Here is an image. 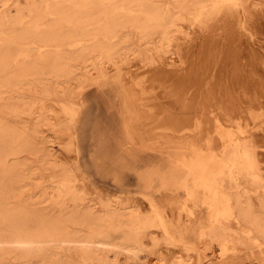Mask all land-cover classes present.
<instances>
[{
	"label": "bare ground",
	"instance_id": "1",
	"mask_svg": "<svg viewBox=\"0 0 264 264\" xmlns=\"http://www.w3.org/2000/svg\"><path fill=\"white\" fill-rule=\"evenodd\" d=\"M191 1L193 2L195 15L208 17L212 14V8L223 5L229 0ZM235 1L233 0V2ZM41 4L32 6L34 8L29 9L27 12H21L17 21L10 15H0V35H2L0 40V163H2L3 170V175L0 178V257L6 253L20 259L19 262L26 263L28 261L29 263L32 258L36 257L37 260L35 261L40 264H54L61 261L56 258V255L60 254V249L63 247L78 254L84 262L98 261L101 264L112 262L115 264H192L190 251L193 249V245L187 238L197 226L211 229V233H213L214 224L219 223L222 216H232L236 217L238 227L242 230L245 228L247 236L248 234H264V200L261 199L257 202L258 208H256V211L251 209L249 204L246 208L242 207L234 210L232 199L227 194L229 190H237L239 185L245 183L247 179L250 181L264 180V127L263 129L251 131L242 128L235 132L215 122L212 131H210L215 134L218 141V144L214 145L213 140L215 138L212 139L211 134L202 131L201 128L203 118L204 122H211L212 119L211 121L208 120L210 116L204 117L208 114L204 115L201 112L202 109L200 110L201 106L208 102V96L206 98L204 96L206 94H203V98L199 94L205 91H203L204 88L199 91L204 86H200V81L199 85L192 86L194 90L190 95L187 92L185 101L179 104L177 108L182 112L192 106L194 115L191 116L192 119L189 120L188 126H192L193 118L198 117L197 119H202L199 122L201 131L198 130L195 123L194 128L191 129L193 130L192 136L195 138L192 137V141L188 145L175 144L170 146V149L164 152L165 166L152 165L134 172L132 177L135 178V182L133 184L127 181L128 178L123 180L122 177H117L110 168L102 170L103 174L112 175L113 181H119L118 187L123 189L127 195H114L97 187L88 188L74 164L68 168V165L55 160L56 155L51 150L49 143L56 142L65 150H69L74 143L71 137H67L66 132V128H69V125L75 121L76 108L74 102L70 100L66 103H60L59 112L53 113L52 107L55 104L47 102V99H39L40 102L34 114L29 116L26 112L29 114L32 102L24 101L22 97L18 96L4 99L3 93L14 88L30 90L32 89V77L42 79L47 74L55 78L63 76L66 83L75 78L80 87L82 83L91 80L85 74L76 77L73 62L78 61L85 64L87 61H93L94 64H97L98 74L104 73V64L113 61L112 58L118 53L122 41L126 40L128 35L125 33L118 34L119 31L128 28L132 29L141 39L158 37L160 41L162 39L169 41L177 37L171 35L170 31L172 29L181 30L179 27L173 28V26L183 23L187 17L183 15V12H173L169 7H164L152 0H41ZM114 7H119V9L113 10ZM128 7H131V9L128 10ZM237 8L240 11V8ZM248 12L247 10L244 13ZM239 14H241V11ZM227 15H230V13ZM246 15L243 14L244 19ZM44 17H52V23L41 26V19ZM24 22L27 24L22 27ZM247 22L248 20H246ZM4 24L6 27H4ZM16 24H20L21 27H17ZM182 26L184 27L185 24ZM195 26L197 27V25ZM195 30L197 29L195 28ZM151 32L152 35L149 37ZM190 32L192 31L190 30L188 33ZM211 32L210 29L204 30L205 34L201 35L205 39L204 42L213 37L210 36ZM201 36L196 33V36L192 35L190 37L197 40ZM190 37L187 38L190 39ZM27 39L32 40L31 43L26 42ZM256 40L254 44L257 43ZM198 42L204 47L202 51H197L201 47L196 49L195 43L193 44L191 41L187 43L186 41L184 44L183 42L177 44V47L179 46V49H181L177 53L182 52L184 55L186 52L188 56H191L197 52L196 55H199L197 57L208 54L207 56L213 61L210 55L215 50H213L214 45L202 43V41H197V44ZM165 44H169V42ZM30 45L38 47L35 54L29 52L28 47ZM75 45H77V48L70 52L61 50V48H52L53 46ZM158 45L162 46L164 42H159ZM257 45H259L258 48L255 47ZM257 45L250 46L249 43H246L241 48V45L238 46L237 43L238 48L241 49L235 52L230 50L229 46L225 47L226 54L225 50L223 53L226 57L222 56L219 59L220 63L215 65L216 79L219 80L218 82L215 81V86L214 82L210 83L214 87L208 85V91L213 88L216 89V92H210L222 94L221 96L218 95L216 100L217 103L218 101L221 102V108H224V111L225 109L231 110V112L240 111L247 107H245L247 103L250 104L248 105L250 107L251 105H257V102L260 101L259 97L262 98L260 103L264 104V96L262 95L264 94V67L257 64L263 56V53L261 54L258 49L263 46L259 43ZM14 47H21L22 49L15 53L13 51ZM176 49L178 51V48ZM174 52L176 53V51ZM217 52L218 50L215 51V53ZM241 52L244 55H254V57L246 58L248 61H242L239 57H231L240 56ZM175 53L173 55L177 54ZM215 53L212 55H215ZM10 55L13 56L10 57ZM178 56L180 57V55ZM187 59L190 62L185 65ZM187 59L184 60L183 58L182 60L185 63L183 66H178V68L173 67V65L167 66L169 64L167 62L161 64V67L174 69L178 72L177 74L182 75L200 70L201 63V66L197 65L196 68V63L193 61L195 63L193 65L192 60ZM203 60L201 59V62ZM206 61L205 64L209 63L208 59ZM112 64L115 63L112 62ZM211 64L209 63L210 69ZM209 65L207 64V66ZM155 68L148 69V71L155 70ZM116 69V72L113 73L114 80L121 85V67L119 66ZM260 70H263L261 77L256 73ZM201 71L203 74L207 73L205 69L204 72ZM208 73L210 74V71ZM215 73L213 76H215ZM107 77L99 76L98 79H93L97 83V89L101 90V85L105 83ZM193 79L195 81V78ZM57 82L58 86L61 87L59 84L61 82ZM133 82L135 88L138 84L135 80ZM190 87L187 86L188 89ZM61 88L63 91L64 87ZM187 88L182 89V94H185ZM176 95H179V93ZM210 95L214 97L212 93ZM117 96L119 99L121 98L123 107L120 116L125 136L130 138V129L141 139L135 126L141 116L140 111L143 110L138 104L140 95H137L131 88L127 89L125 87ZM222 96L223 99H221ZM213 97L211 102H213ZM176 98L175 96L173 98L175 102H177ZM204 99L207 100L206 103ZM222 100H225L226 108L223 106ZM172 101L174 100L171 99L170 102ZM200 102L201 106L199 105ZM242 103H246L244 108L240 107V105H243ZM218 108L221 110L220 107ZM251 109L253 110L252 107ZM212 110L214 112L215 108ZM197 111L200 115L196 114ZM60 112L64 117H68L70 122L66 128L61 125ZM217 113L219 112L217 111ZM239 113L241 112H238L237 115ZM228 114H230L229 111ZM219 115L222 116L221 113ZM240 116L242 117V115ZM184 117L179 118L182 127L176 131L178 135L186 131L181 130L184 128ZM222 117L224 118V116ZM231 117L233 116L231 115ZM245 118L244 120L248 121ZM50 119H53V121H50ZM93 124L98 125L97 122ZM208 124L210 123H207V126ZM240 125V122L236 121L235 126L239 127ZM45 130L48 131L47 135L42 134ZM92 131L97 134V142L107 144L102 148L101 154L90 155L91 164L98 169L101 167V160L111 156L112 146L107 142V137L104 138L105 128H98L97 126V129ZM237 135H239V138H237ZM89 150L91 148H88ZM75 151L77 152V149ZM21 152L37 157L43 164L49 163L51 167H60L61 174L53 182L52 188L48 190L47 187H42V192L37 195V198H33L34 200L29 197L12 206L8 205L6 200L19 196L21 194L19 190L20 183L23 177L31 175V171L23 169V166L27 164L26 161L14 158ZM9 155L12 156L11 159L7 158ZM43 178L40 183L46 180V177L43 176ZM172 200L177 202V219L171 216V207L174 205ZM37 201H49L51 207H48V205L41 208L37 207L35 205ZM70 201H73L71 205L68 204ZM141 206L146 209L147 219H141L140 217V214L145 210ZM184 216L187 218L188 225H184L182 222ZM154 227L161 230L160 235H157V233L156 235H148L146 238L142 235L143 232L153 234L156 232L153 230ZM21 238L26 240H21ZM143 238H149V240L146 241ZM43 239L52 240V242L58 240L57 250H52V242L44 243ZM207 245H209V249L215 245L216 247H214L219 252L216 250L218 254L207 258V260L220 258L221 247L219 243L210 241ZM171 248H176L178 251H173ZM201 248L203 250L204 247ZM209 249L207 250L209 251ZM207 250L205 248V251ZM179 251L184 253L181 252L182 254H180ZM196 264H200L198 258Z\"/></svg>",
	"mask_w": 264,
	"mask_h": 264
},
{
	"label": "rangeland",
	"instance_id": "2",
	"mask_svg": "<svg viewBox=\"0 0 264 264\" xmlns=\"http://www.w3.org/2000/svg\"><path fill=\"white\" fill-rule=\"evenodd\" d=\"M152 1L162 4L164 7H169L173 12L174 11L183 12L184 13L183 15L187 17V19L183 21V23L181 24L179 23L173 26V28L179 27L181 30L182 29L184 30L181 31L178 29H172L170 31L173 37L177 36L178 38L176 37V39L173 38L169 41H166L164 39L160 41L158 37L153 39L150 38L141 39L136 35V33L132 29L125 28L122 31H119L118 34H124V33L128 34L126 36V40L122 41L118 53L112 58L113 61L104 64L105 67L104 73L98 74L96 69L97 64H94L93 61H89V62L87 61L85 64H82L78 61L73 62V67L75 69V73H74L75 76L77 77L81 74H85L87 78L91 80L89 82L86 81L82 83L80 87L78 82L75 81L76 80L75 78L70 79L66 83L65 79H63V76L55 78L52 75L47 74L42 79H37L32 77L31 78L32 89L30 90L26 88H14L3 93L4 99L8 97L18 96V97H22L24 101L30 103L32 102V105L29 109V114L28 112H26L27 115L29 116H32V114H34V111L36 110L38 103L40 102V100L43 99L44 100L47 99V102H52L55 104L52 107L53 113L59 112L58 108L60 103L62 102L66 103L67 101L70 100L74 102L76 113L74 115L75 121L73 123L70 124V122L68 121V117H64L62 112L59 113V115H61L60 117L61 125H63V127L66 128V126L70 124L69 128H66L67 137L68 138L71 137L74 143L69 150L63 149V147L59 146L56 142L49 143V145H51V150L53 151L54 155H56L55 160L57 162L60 163L63 162L65 165H68L69 166L68 168H70V165L74 164L76 166L75 168L79 171V174L82 176V179L85 182L86 186H88V188L97 187L99 189H104L110 193H113L114 195L125 196L127 194L124 192L123 189H120L118 187L119 181H113L112 179L113 177H111L112 175H105L103 174L102 170L110 168L115 172L117 177H122L123 180H125V178H128L127 181L133 184L135 182V178L132 177L134 175L133 174L134 172L143 170L144 168L150 167L152 165L165 166V159L163 156L165 154L164 152L170 149V146L175 144H180L181 146L188 145V143L192 141V137L195 138L194 136H192L193 130H191L194 128L195 123L197 125L198 130L201 131L202 128V131L204 130L208 132V134H211L212 139L216 137L213 132H210L212 131L215 122H218L223 127L235 132L241 130L242 128L251 131L254 129H263L264 127L263 126L264 104L260 103L262 99L261 97H259L260 100L259 102H257L258 100L256 101L257 105H253V106L251 105L253 110L252 109L250 110L251 107L248 106L250 104L247 103V105H245L246 103L244 104L242 103L243 105H240L241 108H244V105L245 107L246 106L247 107L240 111L238 110L231 112V110H226V109L224 111V108L223 109L221 108V102L218 101L217 103L216 99L220 94L215 93L217 95L216 96L213 93L216 92L215 91L216 89L213 88L212 90L210 89V91L213 92L208 91L209 87H214L216 83L215 81L218 82L219 80L216 79L217 76L214 67L216 64L220 63L219 59H221L222 56L226 57L225 56L226 48L228 46L230 50L235 52V51H240V49L244 47L242 45L246 43H249L250 46H255L258 43L261 44V46L263 47H259L258 50L261 54L263 53V56L261 57L262 58L261 61H259L257 64H259V66L261 67H264V50H263L264 49V0H236L237 2L236 1L233 2V0H229L227 3H224L223 5H219L216 8H212V14L208 15V17L195 15L193 12V7H194L193 2L191 0H152ZM34 5L36 6L42 5L41 0H0V15L3 14L10 15L14 17L13 19L15 21H17L21 12H27L29 9L34 8L32 7ZM235 7L236 9H234ZM237 7L240 8L241 14H239L240 11L238 10ZM244 7L245 9H243ZM118 9L119 7H114L113 10H118ZM127 9L129 10L131 9V7H128ZM232 10L235 12V14ZM247 10L249 12L244 13L247 12ZM229 13L230 15H227ZM243 14L244 15L247 14L245 19ZM239 16H241L242 18ZM240 19L242 20L240 21ZM51 20H53L52 17H44L43 19H41L40 25L46 26L48 24H51L52 23ZM246 20H248L247 23ZM26 24L27 23L24 22L22 27H25ZM184 24L187 27L184 26L185 27L184 28L182 26ZM16 25L17 27H21L20 24H16ZM195 25H197V27ZM194 26L197 30L201 31L202 34L199 33V31L195 30ZM4 27H6L5 24ZM205 29L208 30L210 29V32L211 31L214 32L213 33L211 32L212 34L210 33V36L212 35L213 37L204 42L205 39H203L202 38L203 36L201 35L205 34L204 33ZM5 30H3V32H5ZM190 30L192 32L188 33ZM196 33L200 34L201 37L197 38V40H195V38L194 40L191 39L194 36L193 37L190 36L192 35L196 36ZM151 35L152 32L149 35V37ZM185 35L187 37H190V39L187 38ZM1 36L2 35H0V40L2 39ZM255 39H257L256 44H254ZM31 41L32 40H28V39L26 40V42L29 43H31ZM186 41L187 43L189 41H191V43L193 44L195 43L196 49L201 47L197 51L199 50L202 51V49L204 48L199 42L197 44V41H202V43H209L214 45L213 50L214 49L215 50L212 54H214L216 50H218L219 52V53L217 52L218 54L215 53V55L211 54L212 56L215 57H212L210 55V57L213 58L214 63L212 59H210L209 56H207L208 54L202 57L201 56L197 57L199 56L198 54L196 55L197 52L195 54H192L191 56H188L186 52L183 55L181 51L180 52L182 54L181 53L178 54L177 52H179V50L181 49H179L180 48L179 46L177 47V44L181 42H183L184 44V42L186 43ZM159 42H164V45L159 46L158 45ZM167 42H169V44H165ZM237 43L238 46L241 45V48L240 47L238 48ZM258 46L259 45L255 47L258 48ZM219 47L222 49H220ZM28 48L30 49L29 52L31 54H35L38 49V47H33L31 45ZM52 48L54 49L61 48V50L70 52L73 51L75 48H77V45L62 46V47L53 46ZM176 48H178V51ZM20 49L22 48L14 47L13 51L16 53L20 51ZM219 49L221 50L222 53L220 52ZM172 50L176 51V53L180 55V57ZM223 51L225 52V54L223 53ZM174 53L176 55H173ZM241 54H243V52H241ZM12 56L13 55H10V57ZM240 56L236 55L231 57H239L241 58L242 61H248L246 58L254 57V55H244V54L241 57ZM172 57H174L175 60L178 61H175L174 58ZM183 58L184 60L190 58L192 60V63L193 61L196 63V65L195 63H193L195 67L197 65L201 66L200 63L202 64V67H204L205 65L206 66L203 69L202 67H199L200 68L199 71L196 70L197 72L195 73L190 72L188 75L177 74L178 72L175 71L174 69H170V68L164 69L161 67V64H164V62L169 63L167 64V66L173 65V67L175 68H178V66H183V64L185 63V61L182 60ZM200 58L202 60L207 58L209 60L208 62L210 64L211 63L213 64V65L211 64V69H213L214 72L213 70L210 69L209 63L205 64V62H207L206 61L207 59L201 62ZM112 62H114L115 64H112ZM189 62L190 60L187 59L185 65ZM207 64L209 66H207ZM119 66L121 67L120 70L121 85H119L114 80V74H113L114 72H116L117 70L116 68H118ZM157 66L159 67L155 68ZM154 68L155 70L148 71V69H154ZM206 68L208 70L210 69L209 71L211 75L208 73L209 71ZM204 69L205 71H207V73L205 72L203 74L201 70H203L204 72ZM214 73L216 77L213 76ZM256 73L257 75H259V77H261V74H263V70L257 71ZM199 74H202L203 77L202 75ZM96 75L97 77L95 78ZM99 76L100 77L108 76L105 79V83L101 85V90L97 89V83L93 81L94 78H95L94 80H96L98 79ZM193 78H195V81ZM203 78L205 79L207 78L206 81ZM212 79L213 81H211ZM133 80H135V82L138 84L136 85L135 88H134L135 84ZM57 81L61 82L59 84L61 85V87L62 86L64 87L63 91L62 88L58 86ZM199 81L201 87L204 85L199 91H201L203 88H204L203 91L205 90L203 93H199V94L201 95L202 98H203V94H206L204 95L205 98L208 96L207 104L202 105L200 102L199 105L200 106L202 105L200 110L202 109L201 112H203L204 115L208 114L207 116L204 117L210 116L209 119L208 118L207 119L210 121L212 119V121L211 122L205 121L206 122L205 123L203 118L202 122H204L205 123L204 124L201 122L202 119L200 118L197 119L198 117L193 118L194 120L191 123L193 124L192 127V126H188V122L190 119H192L191 116L194 115L193 107L189 106L188 109H185L184 111L180 112L181 110H179L177 106L185 101V96L188 93L189 95L191 94L192 90H194L192 86L199 85ZM212 82H214L213 83L214 86L210 84ZM208 85L210 86L208 87ZM187 86L188 87L191 86L190 87L191 89L190 88L188 89ZM125 87H127V89L131 88V90H133L137 95H140V98L138 99V104L143 108V110L140 111L141 116L138 119L137 121L138 123L135 126L139 131L138 135L141 137V139L138 138V136H136V134H134L133 131H131L130 129H129L130 138H127L125 136L124 131L122 130V125H121L122 118L120 116V113L123 107L121 105V98L119 99L117 94L122 92L123 88ZM184 88H187V91H185V94L183 93L184 94L183 95L182 89ZM206 91H208L209 93ZM177 93H179L180 96L176 95ZM210 93H212L214 97L211 96ZM262 95L264 96V94ZM174 96L177 97L176 98L177 102H175V99H173ZM197 96L200 97L198 94ZM212 97H213V102H211ZM171 99L174 101L170 102ZM221 99H223V96L221 97ZM206 101L207 100H205V103ZM224 101L225 100H222L223 106L226 108V104ZM208 104L211 106L210 108ZM255 106L256 107L258 106L257 107L258 109ZM218 107H220L221 110H219ZM213 108H215L214 112L212 110ZM222 110L226 115L224 113L222 115L223 112ZM217 111L221 113V115L224 116V118L220 116L219 113H217ZM228 111L230 114H228ZM242 111H244L246 115ZM205 112L208 113L205 114ZM236 112L237 113L241 112L238 114L239 117ZM215 113L217 114L215 115ZM196 114L200 115L199 111H197ZM231 115L234 118L231 117ZM240 115H242V117ZM181 116H185L183 118L184 128H182L181 130L182 131L186 130V131L183 132L184 134L181 133L180 135H178V132L176 131L182 127V122L179 121V118ZM218 116H220L222 119ZM245 117L248 119L249 122L247 120H244ZM219 118L222 120V122ZM50 121H53V119H50ZM227 121L229 122L227 123ZM236 121L240 122L241 125L239 127L235 126ZM94 122H97L98 125H94L93 124ZM199 122H201L203 126L204 125L207 126V123L210 124H208V126L205 128V126L201 127V124L199 125ZM210 125L212 126L209 127ZM97 126L98 128L102 127L106 129L104 138L107 137V142H109V144L112 146L111 156L109 158L102 159L101 167L98 169L91 164L90 155L94 156L101 154L102 148L107 144H104V142L102 143L96 141L97 134L92 130H96ZM42 134L47 135L48 131L45 130L43 131ZM237 136H238L237 138H239V135ZM195 141L200 142L199 140H195ZM213 144L214 145L218 144L216 138L213 140ZM81 146H82V150L80 152ZM88 148H91V150L88 151ZM75 149H77V152L75 151ZM16 156L17 157L14 158H17L22 161L24 160L26 161L27 164L23 166V169L26 171H31V175L29 176L26 175L23 177L19 189L21 191V194L19 196L11 197L6 200L8 205H12V206L17 205L19 202H22L24 201V199L29 197H31V199L34 200L33 198H37V195H39V193L42 192L41 191L42 187H47L48 190L52 188L53 182L56 179H58V177L61 174L60 173L61 171L59 170L60 167L54 168L51 167L49 163L43 164L37 159V157L30 155L26 152H21ZM7 158L11 159L12 156L9 155ZM2 171H3L2 163H0V178L3 175ZM43 176L46 177V180L40 183L41 180L44 179ZM227 194H229L230 198L232 199V206L234 210L237 208L240 209L242 207L246 208L247 204H249L251 209L256 211V208H258L257 202L261 199L264 200V180L257 179L255 181H250L247 179L245 180V183H241L239 185V188H237V190L235 189L229 190L227 191ZM172 201L174 202L173 203L174 205H172L171 207L172 208L171 216L177 219L178 218V207L176 206L177 202H175V200ZM48 202L37 201L35 205H37V207L40 208L47 205L48 207H51L49 206ZM72 203L73 201H70L68 204L71 205ZM142 206L141 208L144 209L145 207L147 208L146 205H144L145 207ZM145 211L146 209L140 214L141 219H147L148 216L146 215ZM236 220H237L236 217L222 216L220 222L214 224L213 233H211V229H205L203 226L201 227L197 226L195 230L192 233H190V236L187 238V240L191 242L193 245V249L190 251L191 253L190 260L191 262H193L192 264H196L197 258L200 260V264H264V234H255V235L248 234L247 236L245 233L246 232L245 228H243L242 230V228L238 227ZM182 222L184 223V225H188L186 216H184ZM153 230L156 231L153 234H149L148 232H143L142 235H144V237L146 238L148 237V235H156L157 233H158L157 235L161 234V230L158 227H154ZM202 231L203 233H201ZM22 239L26 240L25 238H21V240ZM145 240L148 241L149 238ZM42 241L44 243L52 242V240L48 241L45 239H43ZM210 241L219 243L221 247V256L217 260L216 259L207 260V258L214 257L216 254L219 253L218 249L215 248L216 247L215 245H214L215 247L212 246L209 249V245H207V243ZM58 243H59L58 240H54L52 242V250H57L56 246L58 245ZM201 247H204L203 250ZM205 248L206 250L209 249V251L208 250L205 251ZM171 249L173 251L176 250V252L178 251V249L176 248L174 249L171 248ZM216 250L218 253H216ZM181 252L182 251H179L180 254L184 253ZM56 256H57L56 258H59L61 261L56 262L54 264H101L98 261L84 262L78 254L72 252L71 249L69 250L68 248H63V247L60 249V254ZM0 259L2 261L0 264H40L38 261H35L37 260L36 257L32 258L29 263L28 261L24 263V262H19L20 259L6 253L1 255ZM109 264H115V263L112 262Z\"/></svg>",
	"mask_w": 264,
	"mask_h": 264
},
{
	"label": "crops",
	"instance_id": "3",
	"mask_svg": "<svg viewBox=\"0 0 264 264\" xmlns=\"http://www.w3.org/2000/svg\"><path fill=\"white\" fill-rule=\"evenodd\" d=\"M81 150H82V146H81L80 152H81ZM86 157H87V156H86ZM86 157H83V158H86Z\"/></svg>",
	"mask_w": 264,
	"mask_h": 264
}]
</instances>
